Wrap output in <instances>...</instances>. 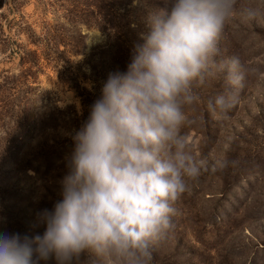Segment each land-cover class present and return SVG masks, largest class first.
I'll return each instance as SVG.
<instances>
[{"label":"rangeland","instance_id":"rangeland-1","mask_svg":"<svg viewBox=\"0 0 264 264\" xmlns=\"http://www.w3.org/2000/svg\"><path fill=\"white\" fill-rule=\"evenodd\" d=\"M125 1L133 6L128 29L133 46L149 12L165 7L168 0ZM103 4L0 0V76L24 69L10 50L16 43L37 48L29 44V28L41 35L50 27L62 41L79 40V52L64 53L70 59L71 77H78L77 82L98 98L109 75L126 70L131 54L113 43L115 29L101 27ZM60 49L64 52L63 43ZM233 60L239 61L233 70L242 76L239 85L229 83ZM42 66L25 83L33 91L26 96L25 87L22 93L28 105L19 131L26 130L27 136L15 141L13 131L0 129V154L7 155L0 157V232L29 237L43 233L38 213L60 198L65 157L84 114L76 89L62 82L47 61ZM191 88L199 99L185 106L188 123L182 134L191 139L200 174L188 181L189 190L176 205L175 227L155 245L152 264H264V0H232L231 16L208 57L203 78L194 80ZM218 96L229 99L226 110L216 106ZM90 100L93 104L96 99ZM29 123L37 124L35 133ZM80 264L104 260L88 255Z\"/></svg>","mask_w":264,"mask_h":264},{"label":"clouds","instance_id":"clouds-1","mask_svg":"<svg viewBox=\"0 0 264 264\" xmlns=\"http://www.w3.org/2000/svg\"><path fill=\"white\" fill-rule=\"evenodd\" d=\"M231 13L232 0H168L149 12L126 70L109 75L71 137L60 198L38 213L43 233L0 232V264H80L88 255L152 264L200 174L182 134L185 106L199 99L191 84L203 78ZM230 63L229 83L239 85V61ZM215 104L230 106L225 96Z\"/></svg>","mask_w":264,"mask_h":264},{"label":"trees","instance_id":"trees-1","mask_svg":"<svg viewBox=\"0 0 264 264\" xmlns=\"http://www.w3.org/2000/svg\"><path fill=\"white\" fill-rule=\"evenodd\" d=\"M104 6L102 8L101 14V27L103 29L113 28L115 29V38L113 43L117 45V49L124 48L127 53H131L133 46L128 39L130 32V26L133 22L131 19V12L133 6L131 2L125 0L109 1L103 0ZM119 3V4H118ZM25 29H20V31ZM129 32V33H128ZM28 41L29 44L37 45L36 49H30L26 45L21 43H16L15 47L10 48L12 55H18L20 57V65L24 69L15 73H3L0 76V129L3 128L5 132L13 131V140H23L27 135L26 130H21L22 117L27 112L26 106L28 101L24 103V98L22 97L23 90H26L27 94L33 91V88L25 83H28L29 76L33 73L34 69L40 73L42 70V61L45 60L59 73L62 82L69 84L71 87L76 89L79 96L82 97V102L84 106L83 116H79L78 124L79 127L83 124L84 118L90 112L91 100L90 97L97 99V93H92L85 86L77 82L78 77L73 76L70 59L65 57L64 53L67 51L79 52L80 44L79 40L72 42L71 40L62 41L59 38V34L51 32L50 27L47 28L41 35L28 29ZM65 46L64 52L60 49L61 44ZM64 56H62V55ZM37 73V74H38ZM24 86V87H23ZM21 90V91H20ZM29 99V95L27 97ZM36 101V100H34ZM27 116V115H26ZM30 124L33 132L37 131V124ZM21 141H17V145ZM3 159L7 158V155H1ZM1 160V159H0Z\"/></svg>","mask_w":264,"mask_h":264}]
</instances>
